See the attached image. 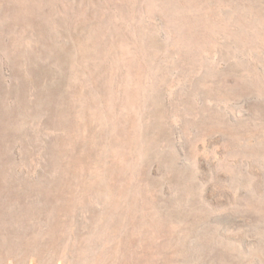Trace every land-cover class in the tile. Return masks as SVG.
I'll use <instances>...</instances> for the list:
<instances>
[{
    "label": "rangeland",
    "instance_id": "obj_1",
    "mask_svg": "<svg viewBox=\"0 0 264 264\" xmlns=\"http://www.w3.org/2000/svg\"><path fill=\"white\" fill-rule=\"evenodd\" d=\"M0 264H264V0H0Z\"/></svg>",
    "mask_w": 264,
    "mask_h": 264
}]
</instances>
